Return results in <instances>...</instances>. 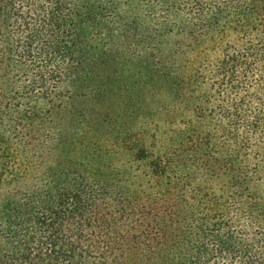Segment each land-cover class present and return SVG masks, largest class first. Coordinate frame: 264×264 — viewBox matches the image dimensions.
Returning a JSON list of instances; mask_svg holds the SVG:
<instances>
[{"label": "trees", "instance_id": "16d2710c", "mask_svg": "<svg viewBox=\"0 0 264 264\" xmlns=\"http://www.w3.org/2000/svg\"><path fill=\"white\" fill-rule=\"evenodd\" d=\"M251 32L214 106L187 55ZM263 41L264 0H0V264H264V108L230 97ZM173 82L174 110L148 104L138 132L100 111Z\"/></svg>", "mask_w": 264, "mask_h": 264}, {"label": "rangeland", "instance_id": "374dc122", "mask_svg": "<svg viewBox=\"0 0 264 264\" xmlns=\"http://www.w3.org/2000/svg\"><path fill=\"white\" fill-rule=\"evenodd\" d=\"M261 37L263 36L260 35L259 32H251L248 36L243 37V39H241L237 34L229 33L221 40V42H219V44H217V46H215L214 48H209L202 55H200L199 61H197V56L190 54L187 55L189 63H186V65L188 67L181 71V74L185 75L183 79H185L187 76H189V74H192V72L197 69L200 76L202 77V80L204 81L202 89L212 95V101L214 102L215 106L218 103L217 101L221 100V96H218V93L215 90V88L217 87L216 85H214L215 80L217 79L216 66L218 62L223 58L226 51H232L233 47L240 48L243 45L247 44L248 41H255L256 38ZM133 54L134 53H132L131 56ZM250 61L255 62V65L252 72L248 75L249 78L245 81L243 77L239 78L237 81L238 88L236 89V91L231 93L230 97L234 101L244 100L248 108L254 110L261 107L264 108V61L260 57L255 59L250 58ZM126 74L131 76L133 75V80H136L138 77H140V74L135 67L131 70H128ZM164 86L167 95L166 97L162 98L158 97V92L156 91H153L151 93L152 88L149 83L146 84L145 87H134L132 90H128V87H125V89L121 93V96L111 97L106 103L102 104L104 107L99 110L104 113L105 116L110 115L111 117H113V119L118 120L121 126L126 127V130L124 131L138 132L139 125L142 124L143 120L141 116L142 110L148 104L149 106H151L152 104H156L162 101L166 104V106H169L168 108L174 110L175 103L172 100V94H174V92L176 91V85L173 82L166 83ZM170 87L172 88V93ZM245 87H248V89H246ZM149 106L147 107V110ZM187 106L188 104L185 102H182L178 105V107H180L182 112L184 113V119L190 117L188 111H186ZM117 112H119V115H117ZM154 112H156V107L152 108V113ZM169 113L173 114L174 112ZM159 115L163 117V119H172L170 117H167L168 114L165 113H159ZM162 125L165 126V128L168 127V124L165 125L163 121ZM88 135V141L90 142L91 148L96 145H101L102 147L108 145L105 132L102 133V131L89 130V132L87 133V137ZM263 139L264 135L261 140ZM109 144L111 145L110 142ZM111 147H109V150ZM115 151L112 154L110 162L117 170L123 171L131 164H134L135 166L137 165V163L134 162L132 155H129L125 150ZM105 165L107 167V164Z\"/></svg>", "mask_w": 264, "mask_h": 264}]
</instances>
